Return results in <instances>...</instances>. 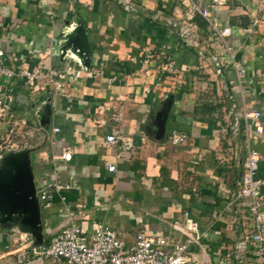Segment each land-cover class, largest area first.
I'll list each match as a JSON object with an SVG mask.
<instances>
[{
  "label": "crops",
  "instance_id": "0c3cea01",
  "mask_svg": "<svg viewBox=\"0 0 264 264\" xmlns=\"http://www.w3.org/2000/svg\"><path fill=\"white\" fill-rule=\"evenodd\" d=\"M189 1L231 30L226 40L239 72L197 18L189 28L197 47L179 38ZM262 22L264 0H0V65L50 68L63 83L56 92L0 79L11 116L8 125L0 117V139L19 125L10 140L27 152L42 221L39 239L0 224V264H62L36 254L18 263L17 252L49 245L70 218L86 235L102 223L126 246L138 233L183 242L171 225L188 219L200 235L189 261L255 264L250 251L235 248L252 222L229 201L243 172V112H260L264 129ZM172 132L186 142L171 144ZM250 146L261 156L264 188V142ZM66 153L69 161L61 159ZM45 188L49 200L40 199Z\"/></svg>",
  "mask_w": 264,
  "mask_h": 264
},
{
  "label": "built area",
  "instance_id": "2783aa9c",
  "mask_svg": "<svg viewBox=\"0 0 264 264\" xmlns=\"http://www.w3.org/2000/svg\"><path fill=\"white\" fill-rule=\"evenodd\" d=\"M186 23L178 29L179 38L185 45L197 47L196 37L193 35L190 27L191 21L195 18H201L211 34L217 41V44L224 49V57L228 65L239 72L240 64L235 60V56L228 46L227 38L231 36L229 28H218L212 21L209 12L200 8L193 2L186 5ZM254 25L259 24L258 21L253 22ZM264 26V22H262ZM217 73L221 74V70L217 67ZM68 72H73L69 67ZM240 75V74H239ZM61 73L53 70L35 67L32 70L14 69L8 66L0 65V79L5 81L20 80L27 84L46 83L51 84L56 92L63 90V84H60ZM59 80V82H58ZM0 117L2 123L10 124V108L9 105L0 98ZM261 117L260 112H246L242 114L244 127L246 132V152L243 162V172L240 180V188L236 197L231 198L229 204L233 205L235 201L247 210L249 218L252 222V230L245 234L242 243L236 246V252L244 255L251 252V256L255 264H264V188L261 182L257 180V172L261 156L250 146L251 142L262 140L264 142V129L259 124ZM114 121H118V115L112 116ZM10 135L1 138L0 153L16 152L17 145L12 142L10 136L15 127L19 125L11 123ZM252 128V129H250ZM252 130V131H251ZM58 130H55L57 132ZM25 136H29V132H24ZM186 136L172 132L169 140L173 145H181L186 142ZM108 143H113L114 138L108 136ZM24 146H27L25 143ZM61 159L69 161L71 156L69 153L63 154ZM109 172H115V167L108 166ZM53 190H69L75 189L72 186H49ZM40 191L41 200H49L51 198L49 191ZM174 232L181 233L185 240L183 242H175L172 238L160 236H146L143 233L136 234L134 241L126 246L124 242L117 238L115 232L102 223L94 226L90 235H86L82 229L74 225L70 218L67 226L62 228L58 234L50 241L49 245L41 246L38 249L30 248L29 253L25 248L17 252L18 263L27 260L28 257L35 258V254L40 259L50 260L52 262H61L62 264H195L189 261L190 248L197 245L200 240L198 226L196 222L184 219L171 225ZM35 259L27 262L30 264Z\"/></svg>",
  "mask_w": 264,
  "mask_h": 264
},
{
  "label": "water",
  "instance_id": "95a60500",
  "mask_svg": "<svg viewBox=\"0 0 264 264\" xmlns=\"http://www.w3.org/2000/svg\"><path fill=\"white\" fill-rule=\"evenodd\" d=\"M81 42L87 52L85 36ZM0 224L17 225L19 231L39 239L42 221L27 152L11 151L0 160Z\"/></svg>",
  "mask_w": 264,
  "mask_h": 264
},
{
  "label": "trees",
  "instance_id": "16d2710c",
  "mask_svg": "<svg viewBox=\"0 0 264 264\" xmlns=\"http://www.w3.org/2000/svg\"><path fill=\"white\" fill-rule=\"evenodd\" d=\"M196 23L198 24L199 27H204L206 25V23L200 18L196 19Z\"/></svg>",
  "mask_w": 264,
  "mask_h": 264
},
{
  "label": "rangeland",
  "instance_id": "374dc122",
  "mask_svg": "<svg viewBox=\"0 0 264 264\" xmlns=\"http://www.w3.org/2000/svg\"><path fill=\"white\" fill-rule=\"evenodd\" d=\"M60 73V72H59ZM58 82H59V80H58ZM60 82H61V79H60ZM61 84V83H60ZM63 84V83H62ZM175 242L177 241V238H175V239H173ZM127 246H128V244H127Z\"/></svg>",
  "mask_w": 264,
  "mask_h": 264
}]
</instances>
